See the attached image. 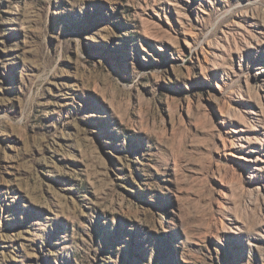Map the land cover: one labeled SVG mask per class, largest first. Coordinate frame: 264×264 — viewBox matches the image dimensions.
Instances as JSON below:
<instances>
[{
  "label": "rangeland",
  "instance_id": "374dc122",
  "mask_svg": "<svg viewBox=\"0 0 264 264\" xmlns=\"http://www.w3.org/2000/svg\"><path fill=\"white\" fill-rule=\"evenodd\" d=\"M0 264H264V0H0Z\"/></svg>",
  "mask_w": 264,
  "mask_h": 264
}]
</instances>
